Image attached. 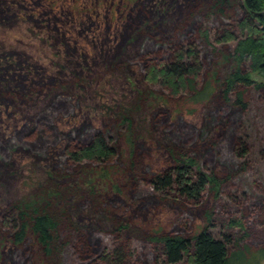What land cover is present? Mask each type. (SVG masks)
<instances>
[{"label": "rangeland", "instance_id": "374dc122", "mask_svg": "<svg viewBox=\"0 0 264 264\" xmlns=\"http://www.w3.org/2000/svg\"><path fill=\"white\" fill-rule=\"evenodd\" d=\"M127 1L0 0L8 17L0 22V63L15 62L13 70L21 74L36 70L47 76L49 84L37 85L40 93L30 86L24 93L0 76V94L5 95L0 97V146L11 158L4 166L0 163V214L8 203L37 199L35 203L64 229L58 237L61 244H67L63 247L55 242V256L48 263L31 236L16 245L7 229L0 227V264H88L78 260L80 244H73L76 233L88 231L98 233L94 242L97 237L123 231L129 239L118 242L127 256L123 264H155V243L150 242L155 232L191 235L206 225L209 211L216 223L225 224L217 205L225 199L217 200L208 193L198 205L182 206L158 197L141 182L164 171L172 164L173 154L180 152L193 157L199 169L218 177H226L237 167L238 160L223 148L227 130L221 126L226 115L238 122L246 121L248 115L221 96V82L234 66L223 61L222 46L199 40L204 64L200 83L214 73L219 79L212 80L210 94L201 101L186 94L173 97L149 86L145 79V56L155 59L164 51L167 37L172 39L190 28L201 38L200 32L212 29L219 17L211 8L213 0ZM200 4L204 7L196 10ZM138 6V10L146 9L147 16L133 20L131 14ZM191 11L195 12L192 17ZM146 43L150 47L142 50ZM16 54H22L24 62L27 55L29 64L16 61ZM245 95L252 109L262 110L258 112L262 118L264 107L258 93L248 89ZM56 96L66 98L71 111L56 114L48 129L41 111ZM124 116L130 119L128 132L113 125ZM106 125L111 129L105 130ZM99 131L108 132L114 140L115 158L71 170L73 164L66 157L71 141L82 136L87 141ZM249 132L254 146L257 130ZM53 133L55 142L45 145L40 154L14 144L15 139L21 144H30L37 137L51 139ZM213 138L217 146L211 144ZM210 149L215 151L207 157ZM251 163L246 177L264 174V160ZM262 209L241 215L252 247L264 244ZM91 250L92 255L82 253L84 261L93 260L104 248L99 244Z\"/></svg>", "mask_w": 264, "mask_h": 264}, {"label": "trees", "instance_id": "16d2710c", "mask_svg": "<svg viewBox=\"0 0 264 264\" xmlns=\"http://www.w3.org/2000/svg\"><path fill=\"white\" fill-rule=\"evenodd\" d=\"M203 7L200 4L196 10H202ZM211 8L214 9V15L219 17L210 31L200 32L201 38L198 33L196 36L188 28L172 39L167 37L164 41L166 43L164 51L158 52L155 59L145 56L147 58L145 79L149 86L158 87L173 97L186 94L192 100L201 101L210 94L212 80L218 82L219 79L214 73L213 78L200 83L204 64L199 40L201 39L210 46H222L225 49L223 53L221 52L223 61L232 62L234 66L221 82V96L237 107L240 112L248 115L247 120H242L243 122L234 121L230 115H226L223 120L224 124L221 126L227 130L223 139L226 145L223 148L238 160L237 167L228 171L226 177H218L212 171L206 173L201 168L199 169L193 157L180 152L173 154L172 164L164 171L152 174L145 181L140 180L146 183L151 192L158 197L172 200L182 206L184 204L198 205L208 193L214 195L217 200L225 199L223 202H217L225 224L216 223L209 211L206 213V225L191 235L184 236L178 232L175 234L155 232L150 237V242L155 243V246H152L155 264H260L264 259V244L257 247L251 246L248 241L249 233L241 216L256 210L258 212L262 207L264 210V174H260L257 178L246 177L252 166L251 161L264 160V116L259 118L258 112L262 110L254 108L255 111H253L254 109L249 106L245 97L248 89L254 90L258 93V100L264 107V0H213ZM138 9L139 6L131 14L133 20L147 16L145 8ZM207 10L210 12V1ZM190 13L191 17L195 14L193 11ZM5 15L6 12L0 7V22H3ZM126 30L124 29L122 33ZM182 36H184L183 39ZM146 45H143L142 50L150 47ZM25 57L26 62L22 54H16L15 60H22V64H29V58L27 55ZM22 64L20 67L23 66ZM15 67H17L15 62H1L0 76L11 80L15 83L14 87L24 90V93L27 92L26 89L29 86L36 88L38 93L40 90H37V85L49 86L46 75L28 69L21 74L13 70ZM31 74L37 75L32 77ZM41 75L45 78H41ZM2 96L5 95L2 93L0 97ZM69 111H71V105L67 99L63 96H56L52 104L46 110L41 111L43 113L41 119L45 121L44 125L49 129L56 114ZM255 120L258 123H255ZM113 125L120 130L125 128L128 132L130 119L124 116L117 125ZM104 128L105 130L111 129L109 125ZM251 129L257 130L255 134L257 143L254 146L251 143L253 137L249 132ZM21 131L19 130L18 133ZM51 135L52 140L37 137L30 144H21L15 139L14 144L23 145L21 147L26 146L27 149L40 154L45 145L55 142L56 135L54 133ZM11 139L8 141L10 142ZM83 140H85L83 136L74 138L67 148L66 157L73 164L71 170L85 164L102 165L115 158L116 147L108 132L99 131L94 133L89 140ZM211 140V144L217 146V141L214 138ZM213 152L210 149L207 157ZM9 160H11L9 153L0 146V163L4 166ZM36 201L39 200L33 199V202L27 203L20 201L8 203L0 214V227L7 229L12 242L16 245L23 243L31 236L40 249L41 256L50 263L51 258L55 256L54 243H59L63 247L67 245L66 243L61 244L58 237V232L63 233L64 229L60 230L56 218L49 211L45 212L41 209L35 203ZM233 212L236 214L235 217H226V214ZM183 227L186 228V226ZM122 228V225L119 226V229ZM185 228L184 232L187 231ZM96 233L89 231L81 235L76 233L73 244L75 246L80 244L81 253L77 255L78 260L82 263L89 262L88 264H123L127 256L123 246L118 242L129 240L124 237L123 231L110 233L108 238L97 237L98 241L94 242ZM104 238H107L106 241ZM106 242L108 245H105ZM99 244L104 248L99 256L97 254L93 260L89 258L84 261L86 259L84 254L93 253L94 250L91 249ZM19 258L23 261L21 257ZM139 263L142 264V262Z\"/></svg>", "mask_w": 264, "mask_h": 264}, {"label": "water", "instance_id": "95a60500", "mask_svg": "<svg viewBox=\"0 0 264 264\" xmlns=\"http://www.w3.org/2000/svg\"><path fill=\"white\" fill-rule=\"evenodd\" d=\"M262 264H264V260H263Z\"/></svg>", "mask_w": 264, "mask_h": 264}]
</instances>
